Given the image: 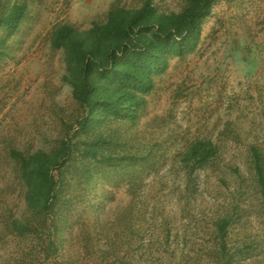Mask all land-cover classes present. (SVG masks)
<instances>
[{"label":"rangeland","instance_id":"374dc122","mask_svg":"<svg viewBox=\"0 0 264 264\" xmlns=\"http://www.w3.org/2000/svg\"><path fill=\"white\" fill-rule=\"evenodd\" d=\"M144 1L0 0V13L26 7L0 59V264H220L211 238L220 217L230 219L231 264H264V212L249 165L251 148L264 154V0L212 7L195 51L171 59L155 79L139 123L112 127L114 165L91 168L89 184L76 180L66 192L59 232L50 223L23 236L11 227L30 217L12 153L51 151L80 115L62 82L64 55L50 48L53 29L87 30L112 8ZM150 1L161 13L185 7V0ZM199 140L214 142L219 158L196 174L186 205L178 161ZM49 239L58 246L46 258Z\"/></svg>","mask_w":264,"mask_h":264},{"label":"trees","instance_id":"16d2710c","mask_svg":"<svg viewBox=\"0 0 264 264\" xmlns=\"http://www.w3.org/2000/svg\"><path fill=\"white\" fill-rule=\"evenodd\" d=\"M218 1L185 0V7L179 13H161L150 0H145L138 8H112L105 20L93 22L87 30L80 31L68 24L53 29L50 48L64 55L62 82L70 87L80 115L51 151L31 155L12 153L30 212L29 218L11 224L18 235H25L31 226L46 228L48 223L50 230L55 228L59 232L63 218L58 217V227L54 221L56 212L64 208L66 192L76 180L89 184L91 168L114 165L111 156L119 145L114 141L112 127H134L139 123L155 79L167 71L171 59H184L195 51L202 24ZM25 15L23 4L14 3L9 9L1 10L0 59ZM218 158L219 147L211 140L195 141L181 154L178 164L188 185L187 193L182 194L186 205L196 192V174L212 168ZM249 165L255 174L264 212L261 150L250 149ZM229 225V218L220 217L211 227L220 264L233 262V257L225 253ZM57 246V241L49 239L48 244L44 243V256L55 254Z\"/></svg>","mask_w":264,"mask_h":264}]
</instances>
